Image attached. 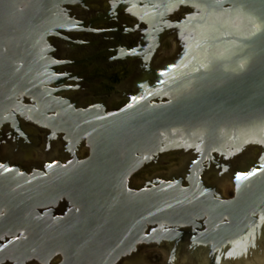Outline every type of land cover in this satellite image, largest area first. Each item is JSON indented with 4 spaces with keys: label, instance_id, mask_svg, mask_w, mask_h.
<instances>
[{
    "label": "water",
    "instance_id": "1",
    "mask_svg": "<svg viewBox=\"0 0 264 264\" xmlns=\"http://www.w3.org/2000/svg\"><path fill=\"white\" fill-rule=\"evenodd\" d=\"M73 3L0 0V125L14 126L11 110L26 112L72 143L88 139L95 153L90 161L50 166L48 176L0 165V206L7 220L42 230L36 209L66 198L88 214L58 231L59 249L80 264H105L142 244L172 245L176 264H196L202 251L205 264L228 256L232 264H264V0H164L168 9L192 11L181 58L157 72L167 76L162 86L171 100L150 109L138 104L106 119L73 114L45 88L49 66L41 49L58 30L69 31L73 22L61 7ZM20 95L32 97L40 112L28 110ZM48 111L56 116L47 117ZM172 134L183 142L166 144L164 136ZM173 151L202 158L177 166ZM161 156L168 163L150 176L177 177L129 191L125 179ZM234 169L233 197L223 199L213 186L227 196L223 182ZM208 171L215 175L208 177ZM187 228L196 234L190 243L184 241ZM151 253L152 264H160V249L140 255Z\"/></svg>",
    "mask_w": 264,
    "mask_h": 264
},
{
    "label": "flooded vegetation",
    "instance_id": "2",
    "mask_svg": "<svg viewBox=\"0 0 264 264\" xmlns=\"http://www.w3.org/2000/svg\"><path fill=\"white\" fill-rule=\"evenodd\" d=\"M75 2L61 7L62 14L73 22L69 31L58 30L56 35L48 38L47 46L41 49L49 66L47 79L50 83L45 88L54 94V98L66 102L73 114L93 113L104 119L138 104L150 109V105L168 103L171 100L170 94L163 91L162 86L167 76L159 77L157 72H165L170 62L167 55L160 53V47L172 43L175 46H186L188 18L181 16L190 9H168L161 3L150 4L143 0ZM176 13L179 15L176 16ZM182 39L184 42L180 44ZM133 97L136 99L133 100ZM18 101L29 107L28 110L31 108L40 112L32 97L20 95ZM46 113L47 117L56 116V112ZM10 115L14 126L11 123L0 125L2 166L16 169L21 174L48 176L46 169L50 166H67L75 161L82 163L95 157L94 148L88 139L72 143L66 139L65 134L39 124L26 112L11 110ZM171 136L165 135L163 141L166 144L183 142L180 135ZM201 156L199 153L188 162L192 164L201 161ZM134 157L138 159L140 155L135 152ZM120 159L123 160V155ZM163 160L158 158L152 163L149 160L139 171L130 174L124 181L126 188L129 191L150 189V184L155 181H171L173 177L176 178L150 176V170L155 165L165 164ZM234 174L235 169L229 174L230 190L225 197L219 194L215 186L204 182L206 186H213L221 198L231 199ZM101 178L105 183L104 173ZM35 215L42 230H30L25 226L19 228V225H13L7 220L5 207L0 206V264H80L73 257L75 255L59 249L58 235L60 227L77 225L87 220L88 214L80 205L61 198L54 205L36 209ZM151 232L153 230L148 227L146 236L149 237ZM183 232L184 241L190 243L196 238L191 228L183 229ZM240 246L236 245L234 252H238ZM167 247H170V260L176 255L174 253L171 258L172 245L142 244L105 264H139L141 252L149 253L150 249L166 250ZM205 254L206 251H202V264H205ZM226 261L231 263L229 256L219 263Z\"/></svg>",
    "mask_w": 264,
    "mask_h": 264
},
{
    "label": "rangeland",
    "instance_id": "3",
    "mask_svg": "<svg viewBox=\"0 0 264 264\" xmlns=\"http://www.w3.org/2000/svg\"><path fill=\"white\" fill-rule=\"evenodd\" d=\"M189 12H191V11L190 10L186 11V13H184L181 17H186V19L189 18ZM178 15L176 13V16H178ZM186 38H188V36ZM183 42L184 41L182 39L180 41V44ZM160 50H161L160 53H164L165 55H167V58H169V62L173 63V62H177L178 59L181 58V54L183 53V46H175V44L172 43V44H170V46H161ZM169 155H170L171 159L177 160V166H185L186 160L193 157L187 151H185V152L184 151H173V152H169ZM160 159H162V156L160 157ZM168 161H169V159L162 161L165 163L164 165L158 164V165H155L152 169L164 168V166L168 163ZM151 170H150V172H151ZM212 175H215V171H208V177H212ZM229 184H230L229 180L224 181L223 182V189L229 188V186H230ZM169 250H170V247H167L166 250L160 249V264H176V255L174 258L169 260V258H168ZM205 256H206V254H205ZM186 257H189V254H188L187 248H183V260H186ZM203 258H204V256H203ZM139 264H152V253L140 255L139 256ZM196 264H202V263L198 262ZM208 264H209V262H208ZM217 264H227V263H219L218 262ZM229 264H232V263H229ZM235 264H238V263H235Z\"/></svg>",
    "mask_w": 264,
    "mask_h": 264
},
{
    "label": "snow or ice",
    "instance_id": "4",
    "mask_svg": "<svg viewBox=\"0 0 264 264\" xmlns=\"http://www.w3.org/2000/svg\"><path fill=\"white\" fill-rule=\"evenodd\" d=\"M161 75H164V73H161ZM136 98L135 97H133V100H135ZM131 105H129V107H130ZM262 167H264V166H262ZM252 174H254V173H249L248 175H252ZM238 179H241V178H244V179H246L247 177H240V176H238L237 177Z\"/></svg>",
    "mask_w": 264,
    "mask_h": 264
},
{
    "label": "bare ground",
    "instance_id": "5",
    "mask_svg": "<svg viewBox=\"0 0 264 264\" xmlns=\"http://www.w3.org/2000/svg\"><path fill=\"white\" fill-rule=\"evenodd\" d=\"M204 34V33H203ZM175 251L173 250V254L174 255ZM173 257V256H172ZM230 261H226L227 264H229ZM209 264H212V262H209Z\"/></svg>",
    "mask_w": 264,
    "mask_h": 264
}]
</instances>
